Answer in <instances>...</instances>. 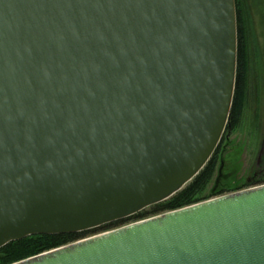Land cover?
I'll return each instance as SVG.
<instances>
[{
  "label": "water",
  "instance_id": "obj_1",
  "mask_svg": "<svg viewBox=\"0 0 264 264\" xmlns=\"http://www.w3.org/2000/svg\"><path fill=\"white\" fill-rule=\"evenodd\" d=\"M237 52L235 0H0V248L182 190L230 122ZM13 264H264V184Z\"/></svg>",
  "mask_w": 264,
  "mask_h": 264
},
{
  "label": "trees",
  "instance_id": "obj_2",
  "mask_svg": "<svg viewBox=\"0 0 264 264\" xmlns=\"http://www.w3.org/2000/svg\"><path fill=\"white\" fill-rule=\"evenodd\" d=\"M239 0H236L237 24L238 23ZM243 57L240 56V65L237 63L236 87L231 109L230 122L227 126L223 138L215 150L214 154L204 166V168L188 183L182 190L169 199L152 205L132 216L116 220L99 227L74 233L66 234H38L13 241L0 248V264H12L26 258L41 254L46 251L67 245L88 236L104 231L115 229L131 222L146 219L164 212L177 210L192 204L209 199L210 197L233 192L249 186L264 183V139L259 151V155L252 165L248 176L243 183L237 184L233 179V174H218L214 185L205 193L208 185L213 179L219 166V159L223 146L227 142V135L235 131L239 124L244 106L246 104V80L244 73ZM232 156V155H230ZM233 159V158H232ZM233 181V182H232Z\"/></svg>",
  "mask_w": 264,
  "mask_h": 264
},
{
  "label": "rangeland",
  "instance_id": "obj_3",
  "mask_svg": "<svg viewBox=\"0 0 264 264\" xmlns=\"http://www.w3.org/2000/svg\"><path fill=\"white\" fill-rule=\"evenodd\" d=\"M261 42L258 47L259 54L254 59L252 66L254 70H260L264 66V41L262 40ZM227 136H230L228 139L230 140V145L227 146L226 151L223 153V166L222 168L220 167V158L217 171L205 193H208L212 188L219 173L220 175L223 173L233 174L232 180L235 183H243L258 157V152L264 139V99L261 80L253 78L250 86L247 87L246 104L239 124L236 126L235 131H231L230 135ZM227 142L225 145H228Z\"/></svg>",
  "mask_w": 264,
  "mask_h": 264
},
{
  "label": "flooded vegetation",
  "instance_id": "obj_4",
  "mask_svg": "<svg viewBox=\"0 0 264 264\" xmlns=\"http://www.w3.org/2000/svg\"><path fill=\"white\" fill-rule=\"evenodd\" d=\"M238 23V63L240 65L242 56L246 87L250 86L253 78L261 80L264 99V66L260 70H254L252 67L254 59L259 54L258 47L261 41H264V0H239ZM227 143L230 145V141ZM228 145L223 147L220 158L223 157Z\"/></svg>",
  "mask_w": 264,
  "mask_h": 264
}]
</instances>
